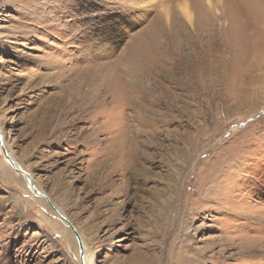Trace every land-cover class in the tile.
I'll use <instances>...</instances> for the list:
<instances>
[{
    "label": "rangeland",
    "instance_id": "rangeland-1",
    "mask_svg": "<svg viewBox=\"0 0 264 264\" xmlns=\"http://www.w3.org/2000/svg\"><path fill=\"white\" fill-rule=\"evenodd\" d=\"M0 126L95 264H264V0H0ZM2 158L0 264H80Z\"/></svg>",
    "mask_w": 264,
    "mask_h": 264
},
{
    "label": "bare ground",
    "instance_id": "bare-ground-1",
    "mask_svg": "<svg viewBox=\"0 0 264 264\" xmlns=\"http://www.w3.org/2000/svg\"><path fill=\"white\" fill-rule=\"evenodd\" d=\"M144 5V4H143ZM184 12H185V15L187 16V17H189L190 18V13H189V11H188V9L187 8H184ZM155 20L154 21H156L157 23H158V20H157V18L155 17L154 18ZM157 28V27H156ZM154 33H157V31L156 32H154ZM87 50V49H86ZM119 60V59H118ZM136 73H137V71H136ZM138 76V75H137ZM106 95V94H105ZM0 143H1V141H0ZM5 145V146H4ZM4 145H3V147H2V144L0 145V152L2 153V155H3V158H2V160L6 163V165H8L9 167H10V169L11 170H13L15 173H17V174H20V173H18L17 171H16V169H15V167L14 166H12L11 164H10V159L13 161V163H14V165L15 166H17V167H19V168H21V169H23L27 174H29L30 176H31V178L33 179V181H34V187H32V186H30V184H29V178L27 177V175H25V174H20V175H22L23 177H24V179L28 182V186H29V189H30V191L33 193H31L32 195H34V196H38V191L39 192H42V193H45L44 192V190H43V188L38 184V182L36 181V179L33 177V175H32V173H31V171H30V169H28V168H26L25 166H22L21 165V163H20V161H19V159L14 155V153L12 152V149H11V147H10V145H8L7 143H5L4 142ZM6 151H7V153H8V155L9 156H7L6 155ZM127 162V161H126ZM125 163V162H124ZM8 174V173H7ZM46 194V193H45ZM49 198H50V200H51V202H48L49 200H47V202L49 203V205H50V203L53 205V206H57V205H55L54 203H53V199L51 198V196L49 195ZM46 200V199H45ZM57 208H58V211L61 213V215H63V216H65V217H67V219L73 224V222H72V220H71V218L69 217V216H67V214L63 211V209L62 208H60L59 206H57ZM52 209V208H51ZM58 218L59 219H61L62 220V222H64L67 226H69V224L65 221V220H63L59 215H58ZM69 228H70V226H69ZM76 228V227H75ZM78 230V229H77ZM78 232H79V230H78ZM74 233V232H73ZM79 235H80V233H79ZM76 236V235H75ZM77 240H78V238H77ZM81 243H82V252H81V259H80V264H95V258L98 256V254H99V249H96V252H94L93 254L90 252L91 251V249H89L90 247L88 246V243H87V241H86V238H85V236L83 235V234H81L80 235V240H79ZM78 244H79V242H78ZM83 247H84V249H85V255H84V251H83ZM84 255V256H83Z\"/></svg>",
    "mask_w": 264,
    "mask_h": 264
},
{
    "label": "water",
    "instance_id": "water-1",
    "mask_svg": "<svg viewBox=\"0 0 264 264\" xmlns=\"http://www.w3.org/2000/svg\"><path fill=\"white\" fill-rule=\"evenodd\" d=\"M4 137H3V132H2V128H1V126H0V141H1V143H0V145L2 144V147H3V145H4ZM5 146V145H4ZM6 155L7 156H9L8 155V153H7V151H6ZM10 164L12 165V166H14L15 167V169H16V171L18 172V173H20V174H25V175H27V177L29 178V184H30V186H32V187H34V181H33V179L31 178V176L29 175V174H27L23 169H21V168H19V167H17V166H15L14 165V163H13V161L10 159ZM43 192V191H42ZM42 192H39L38 191V196H40V197H44L46 200H49L48 202H51V200H50V198H49V196L47 195V194H45V193H42ZM50 206L52 207V209H54V211L56 212V214L57 215H59L63 220H65L68 224H69V226H70V228L72 229V231L74 232V234L76 235V237L78 238V242H79V246H80V252H82V243L79 241L80 240V235H79V232H78V230L75 228V226L67 219V217H65V216H63V215H61V213L58 211V208L56 207V206H53L51 203H50Z\"/></svg>",
    "mask_w": 264,
    "mask_h": 264
}]
</instances>
